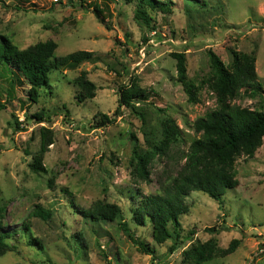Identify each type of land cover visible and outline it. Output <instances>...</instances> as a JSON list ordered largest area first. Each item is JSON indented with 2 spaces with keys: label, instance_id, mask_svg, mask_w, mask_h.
Instances as JSON below:
<instances>
[{
  "label": "rangeland",
  "instance_id": "1",
  "mask_svg": "<svg viewBox=\"0 0 264 264\" xmlns=\"http://www.w3.org/2000/svg\"><path fill=\"white\" fill-rule=\"evenodd\" d=\"M127 1H0V36L18 48L53 40L56 57L96 54L76 70L52 72L51 85L40 90L37 103L27 98V84L11 89L10 69L1 74L0 102L6 108L0 110V220L3 231L13 234L15 248L0 257V264H182L185 250L209 239L221 248L234 239L241 244L235 253L207 264H264V142L253 158L237 160L239 186L227 190L222 202L198 191L186 197L190 211L180 218L178 232L170 224L173 238L165 244L154 242L150 224L137 226L133 219L136 201L172 182L199 137L194 123L216 106L207 89L199 93L198 104L189 102L172 53L187 54L188 75L199 86L211 69L209 50L226 64L230 49L253 52L261 91L254 97L242 93L236 104L264 109V0H170V15L151 13L155 31L136 20L135 4ZM96 4L104 23L93 11ZM81 71L97 85L96 97L83 103L74 84ZM135 76L152 94L149 103L137 107L144 121L126 108L116 114L118 89ZM42 110L48 121L30 120ZM104 116L115 121L102 125ZM168 119L181 129V141L154 160L150 183L135 181L136 149L143 154L149 143L161 141ZM43 128L54 133V143L44 155L46 172L35 173L31 164L41 151ZM97 201L119 205L130 233L152 254L129 238L121 227L124 220L84 219L81 211ZM38 207L50 216L37 215ZM214 228L218 233L209 231ZM36 240L42 247L33 244ZM174 244L179 248L170 254Z\"/></svg>",
  "mask_w": 264,
  "mask_h": 264
},
{
  "label": "trees",
  "instance_id": "2",
  "mask_svg": "<svg viewBox=\"0 0 264 264\" xmlns=\"http://www.w3.org/2000/svg\"><path fill=\"white\" fill-rule=\"evenodd\" d=\"M192 1L197 2V0ZM127 2L135 4L136 20L143 22L150 31H155V26L152 27L151 13L160 12L170 15L173 12V4L170 0H128ZM185 4L188 7L192 5L189 1H186ZM93 7L96 17L102 18L104 23V12L97 4ZM57 48L58 44L49 40L31 45L26 49H20L10 38L0 36V69L3 71L0 73V78L3 79L2 75H5L6 70L10 69L12 74L10 77L11 89L27 84L29 86L27 98L30 102L37 103L40 98V90L51 85L49 81L52 72L61 69L76 70L96 56L94 52L77 51L65 57H56ZM229 53L231 60L226 64L212 50L207 52L211 69L199 86L188 75L187 54L184 52L171 54L176 61L177 80L187 94L189 102L198 104L200 102L199 93L203 89H207L216 99V106L194 123L195 133L199 137L191 143L184 157L185 163L172 178V182L168 185L161 183L159 193L143 197L135 203L133 210L135 223L137 226L143 227L150 224L153 230L152 237L156 244H165L173 238V232L169 228L170 224L178 232L180 218L190 211L186 197L191 193L202 192L213 200L222 202L227 190L238 188L237 160L241 157L253 158L263 145L264 109L261 108L262 106L249 108L236 104V101L242 98V93L254 97L261 91V88H258L259 85L257 86L256 55L253 52L245 53L233 49H230ZM74 84L79 89L78 102L83 103L96 97L97 85L88 78V72L81 71L74 80ZM10 94L12 95V92L9 93V96L12 97ZM118 95L116 114L121 108H126L139 114L143 121L145 120L144 111L137 107H144L149 103L152 94L140 85L137 76L131 78L128 84L119 87ZM5 108V105L0 102V110ZM45 113L42 110L32 115L30 120L48 121ZM12 116L16 118L15 115ZM114 121L109 116H104L102 125L112 124ZM16 126L19 128L18 122H16ZM162 126L163 139L161 141L149 143V150L143 154L138 152L139 149H136L135 181L150 183L151 166L154 160L166 156L171 145L179 143L182 139V131L174 120L168 119ZM41 134L43 141L41 151L31 164L35 173L46 172L43 164L44 155L54 143V133L51 130L43 128ZM81 213L84 219L92 223L124 220L121 227L129 238L145 254H152V248L142 240L134 238L130 233L123 210L119 205L97 201L90 208L82 210ZM37 215L50 216L41 207H38ZM3 227L0 220V257L15 248L12 243L13 234L4 232ZM209 231L213 234L218 233L215 228L209 229ZM175 234L178 237L179 233ZM33 244L42 247L37 240ZM240 244L241 241L238 239L232 240L227 248L218 246L215 239H209L204 243H193L188 250L184 251L182 264H207L218 258L223 259L235 253ZM178 246V244H174L169 253H175Z\"/></svg>",
  "mask_w": 264,
  "mask_h": 264
},
{
  "label": "built area",
  "instance_id": "3",
  "mask_svg": "<svg viewBox=\"0 0 264 264\" xmlns=\"http://www.w3.org/2000/svg\"><path fill=\"white\" fill-rule=\"evenodd\" d=\"M56 1V0H55Z\"/></svg>",
  "mask_w": 264,
  "mask_h": 264
}]
</instances>
